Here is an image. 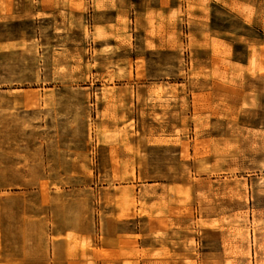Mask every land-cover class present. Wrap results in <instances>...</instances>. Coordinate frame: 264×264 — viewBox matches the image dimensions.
<instances>
[{
    "label": "rangeland",
    "instance_id": "obj_1",
    "mask_svg": "<svg viewBox=\"0 0 264 264\" xmlns=\"http://www.w3.org/2000/svg\"><path fill=\"white\" fill-rule=\"evenodd\" d=\"M153 225L264 264V0H0V264L167 257Z\"/></svg>",
    "mask_w": 264,
    "mask_h": 264
},
{
    "label": "crops",
    "instance_id": "obj_2",
    "mask_svg": "<svg viewBox=\"0 0 264 264\" xmlns=\"http://www.w3.org/2000/svg\"><path fill=\"white\" fill-rule=\"evenodd\" d=\"M122 235H143V238H140L138 240V244L140 246L141 249H144L146 251H148L149 253L153 250H163V252H168L170 255L167 257H163V258H148L145 261H140V264H144V263H163L169 261L172 264H174V257L173 254L176 253L177 255L182 254L184 255L187 252V249L184 245V243H182V239L180 237H184V234L181 230H174V229H170L168 231V236L164 237V238H160L157 239V237L151 235V234H147L148 232H157L159 227L158 225H153L152 229L150 228H146V229H141L139 227H131V226H124L122 228ZM201 248L199 247L198 251ZM212 252L210 251H206L204 252V254H210ZM177 262L179 264H182L181 260H177ZM99 264H104L103 262H99Z\"/></svg>",
    "mask_w": 264,
    "mask_h": 264
}]
</instances>
